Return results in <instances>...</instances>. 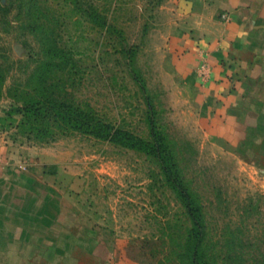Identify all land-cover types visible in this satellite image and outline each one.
I'll list each match as a JSON object with an SVG mask.
<instances>
[{
    "label": "rangeland",
    "instance_id": "374dc122",
    "mask_svg": "<svg viewBox=\"0 0 264 264\" xmlns=\"http://www.w3.org/2000/svg\"><path fill=\"white\" fill-rule=\"evenodd\" d=\"M212 4L0 0V168L34 179L44 221L58 216L32 263L264 264V78L242 80L229 58L217 76L221 38L198 30ZM42 94L145 140L152 117L198 203L203 243L189 241L185 207L152 156L25 130L13 110Z\"/></svg>",
    "mask_w": 264,
    "mask_h": 264
},
{
    "label": "crops",
    "instance_id": "0c3cea01",
    "mask_svg": "<svg viewBox=\"0 0 264 264\" xmlns=\"http://www.w3.org/2000/svg\"><path fill=\"white\" fill-rule=\"evenodd\" d=\"M210 9L211 18H205L207 22L200 19L198 30L203 36L211 34L221 38L215 52L218 57H213L214 54L210 57L217 76L225 73L221 60L229 58L232 63L243 66L242 80L264 78V0H214ZM216 12L226 15L227 19L215 20ZM230 70L226 71L228 75ZM35 184L21 170L0 168V264H38L31 261L32 257L41 256L37 235L44 230L49 238L53 233L58 234V216L54 215V222L44 221Z\"/></svg>",
    "mask_w": 264,
    "mask_h": 264
},
{
    "label": "trees",
    "instance_id": "16d2710c",
    "mask_svg": "<svg viewBox=\"0 0 264 264\" xmlns=\"http://www.w3.org/2000/svg\"><path fill=\"white\" fill-rule=\"evenodd\" d=\"M90 17L95 21L100 18V15L93 11ZM140 87L144 93H147L144 82H141ZM13 112L22 116V125L25 130L40 139H46L57 133L65 135L70 132H80L103 142L142 152L155 158L191 221L189 241L195 240L200 245L203 243L205 225L198 203L180 174L166 137L160 132L152 117L148 119L150 140H145L129 130L104 121L93 111L83 110L62 100L50 99L45 94L22 100V105L15 108Z\"/></svg>",
    "mask_w": 264,
    "mask_h": 264
},
{
    "label": "water",
    "instance_id": "95a60500",
    "mask_svg": "<svg viewBox=\"0 0 264 264\" xmlns=\"http://www.w3.org/2000/svg\"><path fill=\"white\" fill-rule=\"evenodd\" d=\"M16 51H17V52H21L20 47H16Z\"/></svg>",
    "mask_w": 264,
    "mask_h": 264
}]
</instances>
